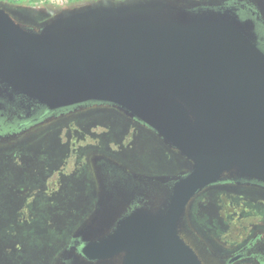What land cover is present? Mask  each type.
Here are the masks:
<instances>
[{
  "label": "water",
  "instance_id": "obj_1",
  "mask_svg": "<svg viewBox=\"0 0 264 264\" xmlns=\"http://www.w3.org/2000/svg\"><path fill=\"white\" fill-rule=\"evenodd\" d=\"M0 84L49 110L115 105L190 161L162 209L119 220L89 258L205 264L179 230L189 202L233 168L264 181V48L230 18L131 0L35 27L0 7Z\"/></svg>",
  "mask_w": 264,
  "mask_h": 264
},
{
  "label": "rangeland",
  "instance_id": "obj_2",
  "mask_svg": "<svg viewBox=\"0 0 264 264\" xmlns=\"http://www.w3.org/2000/svg\"><path fill=\"white\" fill-rule=\"evenodd\" d=\"M128 1L0 0V7L39 27L65 13ZM168 1L207 11L228 0ZM248 1L264 17V0ZM89 153H107L134 172L166 181L190 168L176 148L110 104L78 108L0 141V264H79L73 250L80 231L94 217L103 220L111 201H101L102 182L94 176L96 160ZM180 227L206 264H226L227 256L254 236L264 237V188L226 176L192 198ZM232 264L264 262L246 258Z\"/></svg>",
  "mask_w": 264,
  "mask_h": 264
},
{
  "label": "flooded vegetation",
  "instance_id": "obj_3",
  "mask_svg": "<svg viewBox=\"0 0 264 264\" xmlns=\"http://www.w3.org/2000/svg\"><path fill=\"white\" fill-rule=\"evenodd\" d=\"M205 12L218 14L232 19L239 26L241 31L264 48V17L261 15V11L254 2H249L248 0H228L216 4ZM12 15L16 19L22 21L14 14ZM6 94L9 98L8 102L6 100ZM20 97L27 99V102L29 103L22 104V99H19ZM0 102L4 109L0 110V141L26 133L38 125L48 123L49 121L62 117L67 113H71L78 108L107 104L86 102L49 110L41 103L15 93L13 90L2 84H0ZM21 106H24V108ZM9 109L14 113L12 116L9 114L7 115ZM120 110L126 114L132 123L141 124L154 131L145 123L128 115L124 110ZM154 132L157 133L156 131ZM158 136L171 146L162 136L159 134ZM89 154H91V159L95 158L96 160L95 175H92L96 177L98 176L100 182H102V188L97 191L102 197L101 201H105L106 198H110L111 201L104 213L103 220L96 222V218L94 217L90 224L86 225L83 230L80 231L81 238L78 240L76 248L73 250V254L75 260H77L79 264H118V256L102 260L89 258L82 251L84 245L88 241L96 240L101 235L112 230L119 220L139 208L148 210L162 209L167 202L171 190V184L175 178L166 181L162 180L163 176L134 172L107 153H102L100 155L94 153ZM226 176L238 180L243 179L245 183H256L264 188L263 180L251 178L236 168L225 173L223 178ZM101 201L96 205L98 211H100L102 206ZM181 221L182 219L179 222V230L183 236L180 227ZM189 243L206 264L199 248L193 243ZM246 258H252L264 262V237L262 234H257L250 242L227 256L226 264H232L238 260Z\"/></svg>",
  "mask_w": 264,
  "mask_h": 264
},
{
  "label": "trees",
  "instance_id": "obj_4",
  "mask_svg": "<svg viewBox=\"0 0 264 264\" xmlns=\"http://www.w3.org/2000/svg\"><path fill=\"white\" fill-rule=\"evenodd\" d=\"M8 99H9V98H8V95L6 94V100H7V102H8ZM19 99H22V104H28V103H29V102H27L28 100L25 99V98L23 99V98L20 97ZM21 107L24 108V106H21Z\"/></svg>",
  "mask_w": 264,
  "mask_h": 264
}]
</instances>
